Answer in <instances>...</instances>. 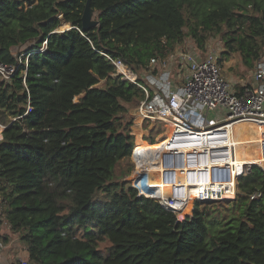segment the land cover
I'll return each mask as SVG.
<instances>
[{
    "label": "trees",
    "instance_id": "obj_1",
    "mask_svg": "<svg viewBox=\"0 0 264 264\" xmlns=\"http://www.w3.org/2000/svg\"><path fill=\"white\" fill-rule=\"evenodd\" d=\"M86 1L0 0V62L16 66L0 75L2 212L28 263L264 264L261 167L240 179L239 214L226 220L198 203L177 221L143 178L141 189L114 180L135 146L126 105L145 95L105 55L143 73L186 36L204 50L222 33L221 62L239 52L251 69L264 48V0H91L99 25L85 31ZM63 22L72 28L55 32Z\"/></svg>",
    "mask_w": 264,
    "mask_h": 264
},
{
    "label": "built area",
    "instance_id": "obj_2",
    "mask_svg": "<svg viewBox=\"0 0 264 264\" xmlns=\"http://www.w3.org/2000/svg\"><path fill=\"white\" fill-rule=\"evenodd\" d=\"M46 48L44 40L40 51ZM105 55L115 66V74L143 90L145 97L137 109L142 124L146 120L159 121L171 129V134L157 148L135 144L130 157L137 166L132 181L136 179L134 186L139 189L142 184L139 173L149 172L154 166L161 173L163 189L154 191L149 187L150 191L144 192L175 213L177 221L192 218L198 203L235 199L238 180L250 174L255 165L264 170V59L257 60L250 83L234 89L223 73L220 56L214 51L175 49L166 59L152 58L151 68L141 77L134 76L133 68L122 59ZM170 56H177L186 67L180 81L175 79ZM15 67L0 62V75L9 79ZM212 112L214 116L210 117ZM240 122L261 126L257 142L260 157L255 162L235 159L236 145L243 144L234 139L235 126ZM223 168L235 169L231 179L221 172ZM262 195L259 189L250 197ZM5 224L8 222L0 209V264H13L12 260L2 258L7 248L2 234ZM19 263L27 264L28 260L21 259Z\"/></svg>",
    "mask_w": 264,
    "mask_h": 264
},
{
    "label": "rangeland",
    "instance_id": "obj_3",
    "mask_svg": "<svg viewBox=\"0 0 264 264\" xmlns=\"http://www.w3.org/2000/svg\"><path fill=\"white\" fill-rule=\"evenodd\" d=\"M94 18H97V11H95ZM69 24L67 22H63V24L59 27L60 30H63L67 28ZM188 32V30H187ZM206 48L204 50L197 47L195 40L189 35L186 36L182 43H180L176 49H179L180 51H190V50H201V51H214L217 55L221 56L223 50L225 49V42L223 39L222 33H215L212 34L209 39L206 41ZM179 47V48H178ZM174 53V52H173ZM259 59H264V48L261 50V56ZM257 62V61H256ZM255 62V64H256ZM255 64L253 68L246 67L242 62V57L239 52H232L229 57L222 62L223 65V73L225 77L229 80L231 85L234 87V89H240L246 84H249L252 80V74L255 69ZM176 64H173V68ZM176 77L175 79L177 81H180L183 78V70L180 71V66H177L175 69ZM144 73V72H143ZM142 71H135L132 72L134 76L141 77ZM140 102H134V103H127L128 107V115L127 118H131L132 125L131 130L132 134L135 136V144L140 143L143 146L154 148L155 146H159V144L164 141L165 138L168 137L169 134H171V129L166 126V124L161 123L159 121H144L142 124V121H138L137 119L139 116L138 114V107ZM214 116V112L210 114V117ZM7 121H9V118H7ZM5 125V124H3ZM246 125V126H245ZM245 126V127H244ZM260 125L257 123H239L235 126L234 130V139L238 143H243L241 145L237 144V151L235 152V159L242 163H249L253 162L251 161V158L255 156V149L259 146L257 144L259 140V134H260ZM264 131V128H262ZM1 133V132H0ZM153 136L155 143H151L150 140H148L147 137ZM248 137V138H247ZM147 138V139H146ZM251 142V143H250ZM150 145H155L154 147ZM254 152V153H253ZM162 157H157V160H161ZM151 169L149 172L143 171L139 173L138 179L141 181L143 178L144 181L150 185L151 187H156V189H163V186H161L155 178H158L161 173L158 172L157 168L154 166V168L150 167ZM137 166L131 159V157L124 158L115 167V176L114 180L119 182H129L130 185H137L136 179L132 181V176L136 177ZM222 173H225L229 179L232 178L235 169L232 168H223L221 170ZM242 178V177H241ZM240 178V179H241ZM237 184V194L236 198L230 201H224V202H216V203H206V204H200L201 210H203L207 218L209 220H212L213 216H220L219 218L222 219H228L234 215L239 214V198L240 195L239 192V181ZM128 184V183H127ZM144 184V183H143ZM145 190H147V186L144 184ZM167 193V191H165ZM164 193V195H165ZM100 196H102V193H99ZM4 195L2 192H0V209L4 211ZM6 225V224H5ZM3 236L7 237V248L5 251H7V254L10 256L8 259L13 261V264H20L21 259H27L29 261V258L26 256V244L21 240L20 234L18 232H14L9 223L6 225V228L4 227V234ZM9 244V245H8ZM110 243L105 240L99 244L100 248L103 250L104 253H106L108 246ZM32 264V263H28Z\"/></svg>",
    "mask_w": 264,
    "mask_h": 264
},
{
    "label": "water",
    "instance_id": "obj_4",
    "mask_svg": "<svg viewBox=\"0 0 264 264\" xmlns=\"http://www.w3.org/2000/svg\"><path fill=\"white\" fill-rule=\"evenodd\" d=\"M95 11L96 10L91 5V0H87L86 4H85L84 11H83V15H82V25H83V29L85 31H89L92 28H94V27L99 25L98 19L94 18ZM69 28H72V25L69 24V26L67 28L63 29L62 31H65V30H67ZM6 128H7V126L4 125L3 130L6 129ZM3 130H2V132H3ZM1 138H3V134L0 137V139ZM208 203H213V201H208Z\"/></svg>",
    "mask_w": 264,
    "mask_h": 264
},
{
    "label": "crops",
    "instance_id": "obj_5",
    "mask_svg": "<svg viewBox=\"0 0 264 264\" xmlns=\"http://www.w3.org/2000/svg\"><path fill=\"white\" fill-rule=\"evenodd\" d=\"M179 48V47H178ZM169 61H170V65H171V68L173 69V71H174V73H175V70H174V68H173V64H176L177 66H180V71L183 69V72L184 73H182V74H186V67L182 64V62H180L179 60H178V57L176 56L175 58L174 57H172V56H170L169 57ZM175 65V66H176ZM177 66H176V68H177ZM175 68V69H176ZM176 74V73H175ZM176 76V75H175ZM240 123H242V122H240ZM254 157V156H253ZM252 157V158H253ZM251 158V159H252ZM9 245V244H8ZM27 251V250H26ZM27 257H28V255H26ZM10 256L7 254V251H4L3 253H2V258H3V260L4 261H6L8 258H9Z\"/></svg>",
    "mask_w": 264,
    "mask_h": 264
},
{
    "label": "bare ground",
    "instance_id": "obj_6",
    "mask_svg": "<svg viewBox=\"0 0 264 264\" xmlns=\"http://www.w3.org/2000/svg\"><path fill=\"white\" fill-rule=\"evenodd\" d=\"M141 121H142V117H138ZM242 123H245V122H242ZM239 124V123H238ZM246 126V125H245ZM244 126V127H245ZM248 138V137H247ZM251 143V142H250ZM254 153V152H253ZM259 148L257 147L255 149V156L251 159V161L255 162L259 159ZM155 180L157 181V183H159L160 185H163L165 184L162 180V176L160 175L158 178H155Z\"/></svg>",
    "mask_w": 264,
    "mask_h": 264
},
{
    "label": "clouds",
    "instance_id": "obj_7",
    "mask_svg": "<svg viewBox=\"0 0 264 264\" xmlns=\"http://www.w3.org/2000/svg\"><path fill=\"white\" fill-rule=\"evenodd\" d=\"M55 32H62V30H60L59 28H57L56 30H55ZM134 70V69H133ZM213 203H216V202H213ZM201 204H206V203H201ZM164 208V207H163ZM7 244V243H6Z\"/></svg>",
    "mask_w": 264,
    "mask_h": 264
}]
</instances>
